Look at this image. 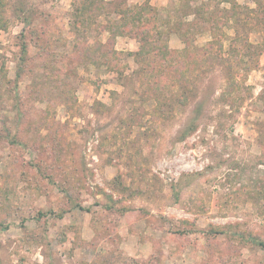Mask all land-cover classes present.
Returning a JSON list of instances; mask_svg holds the SVG:
<instances>
[{
    "label": "rangeland",
    "instance_id": "374dc122",
    "mask_svg": "<svg viewBox=\"0 0 264 264\" xmlns=\"http://www.w3.org/2000/svg\"><path fill=\"white\" fill-rule=\"evenodd\" d=\"M260 242L264 0H0V264Z\"/></svg>",
    "mask_w": 264,
    "mask_h": 264
},
{
    "label": "trees",
    "instance_id": "16d2710c",
    "mask_svg": "<svg viewBox=\"0 0 264 264\" xmlns=\"http://www.w3.org/2000/svg\"><path fill=\"white\" fill-rule=\"evenodd\" d=\"M146 35H149V33L147 34V33H145ZM141 38H143V36L141 37ZM145 38H147V36H145ZM69 193H67V195H68ZM69 198L71 199V197L69 196ZM72 203V202H71ZM76 204V203H75ZM77 205V204H76ZM79 206H80V204H78ZM40 214H43V212H40ZM262 247H264V242H260L259 243Z\"/></svg>",
    "mask_w": 264,
    "mask_h": 264
}]
</instances>
